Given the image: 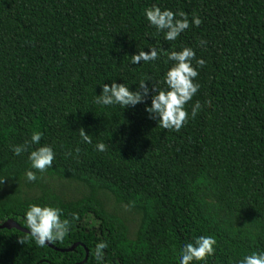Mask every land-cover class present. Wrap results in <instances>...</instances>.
<instances>
[{
	"label": "trees",
	"instance_id": "1",
	"mask_svg": "<svg viewBox=\"0 0 264 264\" xmlns=\"http://www.w3.org/2000/svg\"><path fill=\"white\" fill-rule=\"evenodd\" d=\"M154 4L202 23L164 40L143 15ZM152 46L191 47L205 61L199 93L185 106L198 100L202 109L179 131L148 118L150 99L125 109L93 102L112 81L135 90L150 78L165 87L167 52L131 63ZM81 128L91 143L81 141ZM33 131L56 157L29 182L27 153L15 156L11 146ZM97 142L106 150L97 151ZM49 178L87 194L68 198ZM2 179L0 224L13 219L26 228L27 205L49 203L71 227L52 243L58 250L0 230V264H98L99 239L108 243L106 264H178L180 247L199 235L217 240L207 264L264 250V0H0ZM101 193L139 216L134 236Z\"/></svg>",
	"mask_w": 264,
	"mask_h": 264
},
{
	"label": "clouds",
	"instance_id": "2",
	"mask_svg": "<svg viewBox=\"0 0 264 264\" xmlns=\"http://www.w3.org/2000/svg\"><path fill=\"white\" fill-rule=\"evenodd\" d=\"M143 15L157 33H163V39L167 41L176 40L189 28L190 22L192 26H199L202 23L195 14L189 21L185 12L181 10L174 12L169 8L162 9L155 4L145 8ZM203 43L201 41V44ZM163 52H167V60L172 62L163 75L165 87H158L160 81L153 82L150 78L141 80L135 90H131L124 82L112 81L110 85L103 84L101 93L95 95L93 102L102 106L119 105L125 109L145 104V101L150 99V106L145 104L144 108L148 118L155 120L157 125L163 129L179 131L189 120L195 119L202 109L198 100L190 106V110L185 106L199 93L198 68H202L205 61L198 58L191 47L184 46L179 51H168L152 46L148 48V51L140 50L132 54L131 63L140 65L141 62H155ZM42 136V132L33 131L23 143L11 146V151L15 156L27 153L29 167L25 170L24 176L29 182L37 180V173H44L51 168L56 157L53 145L40 143ZM79 136L84 143L92 142L91 135L86 134L83 128L79 130ZM94 147L100 152L106 150L103 142H97ZM76 151L78 152L79 149ZM3 180H0V184ZM72 219H77V214L73 213ZM22 220L26 229L29 230L26 236H30L35 245L41 248L63 241L71 227L69 219L64 216V210L49 203H29ZM216 247L217 240L213 235L196 236L180 247L178 264H194V262L195 264H207L208 259L214 256ZM107 249L106 240L99 239L95 243L92 255L98 264H106ZM235 264H264V250L245 254L241 259H237Z\"/></svg>",
	"mask_w": 264,
	"mask_h": 264
},
{
	"label": "rangeland",
	"instance_id": "3",
	"mask_svg": "<svg viewBox=\"0 0 264 264\" xmlns=\"http://www.w3.org/2000/svg\"><path fill=\"white\" fill-rule=\"evenodd\" d=\"M59 192L63 193L68 198L82 197L87 194V189L77 183H69L59 179H48ZM102 200L106 203L107 209L110 212L117 213L122 217L129 226L131 236H134L139 226V216L132 213L128 206L119 205L116 203L112 195L101 193Z\"/></svg>",
	"mask_w": 264,
	"mask_h": 264
},
{
	"label": "water",
	"instance_id": "4",
	"mask_svg": "<svg viewBox=\"0 0 264 264\" xmlns=\"http://www.w3.org/2000/svg\"><path fill=\"white\" fill-rule=\"evenodd\" d=\"M2 229H17L19 231H22L24 233H28V229L26 228H23L19 223H17L16 221H14L13 219H9L7 221H5L4 223L0 224V230ZM47 243V242H46ZM49 247L53 248V249H56L58 250L54 245H48ZM76 248V245L70 249H67V250H59L61 252H72L74 249ZM88 259V253H87V256H86V259L85 261Z\"/></svg>",
	"mask_w": 264,
	"mask_h": 264
}]
</instances>
